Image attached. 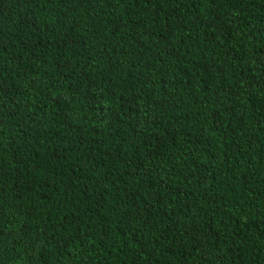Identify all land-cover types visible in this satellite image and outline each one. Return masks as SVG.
<instances>
[{
    "label": "trees",
    "instance_id": "obj_1",
    "mask_svg": "<svg viewBox=\"0 0 264 264\" xmlns=\"http://www.w3.org/2000/svg\"><path fill=\"white\" fill-rule=\"evenodd\" d=\"M0 264H264V0H0Z\"/></svg>",
    "mask_w": 264,
    "mask_h": 264
}]
</instances>
